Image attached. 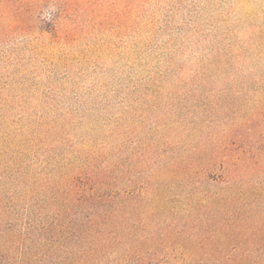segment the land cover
<instances>
[{"label": "rangeland", "instance_id": "obj_1", "mask_svg": "<svg viewBox=\"0 0 264 264\" xmlns=\"http://www.w3.org/2000/svg\"><path fill=\"white\" fill-rule=\"evenodd\" d=\"M8 110L65 124L24 159L33 167L122 158L142 184L198 136L264 115V0H0ZM180 180L183 200L218 189Z\"/></svg>", "mask_w": 264, "mask_h": 264}, {"label": "trees", "instance_id": "obj_2", "mask_svg": "<svg viewBox=\"0 0 264 264\" xmlns=\"http://www.w3.org/2000/svg\"><path fill=\"white\" fill-rule=\"evenodd\" d=\"M0 113V264H264L261 113L172 150L142 184L122 158L33 167L24 159L65 124ZM192 176L218 189L171 194Z\"/></svg>", "mask_w": 264, "mask_h": 264}]
</instances>
